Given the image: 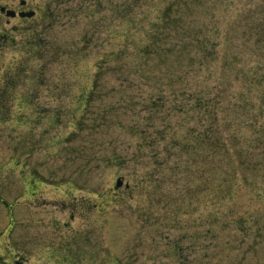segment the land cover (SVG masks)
I'll return each instance as SVG.
<instances>
[{"label":"rangeland","instance_id":"1","mask_svg":"<svg viewBox=\"0 0 264 264\" xmlns=\"http://www.w3.org/2000/svg\"><path fill=\"white\" fill-rule=\"evenodd\" d=\"M31 1L41 15L0 38V95L13 80L0 112V196L12 206L0 201V264H264V174L221 149L219 122L197 123L191 168L184 157L163 176L159 162L172 129L196 125L169 119L160 93L216 88L223 47L253 65L231 24L264 0H145L151 22L135 33L109 23L122 0ZM251 119L237 121L243 146Z\"/></svg>","mask_w":264,"mask_h":264},{"label":"trees","instance_id":"2","mask_svg":"<svg viewBox=\"0 0 264 264\" xmlns=\"http://www.w3.org/2000/svg\"><path fill=\"white\" fill-rule=\"evenodd\" d=\"M144 1L145 0H122L121 2L119 1V4L117 2L115 4L116 7H114L116 9L112 11L113 16L110 15L112 20L109 23L118 22V31L120 30L119 26H121V28L130 27L132 33L137 31L142 32L144 26L151 22L148 23V19L145 20L143 17L139 18L140 14H142L141 7ZM98 2L99 6H102L104 9V0ZM244 4H242L241 7H237L235 18L231 26L233 28H240L241 34L245 39V47L249 52L248 55L255 63L248 69L238 67L242 63L243 57L237 55V53H239L238 47L232 46L234 42L233 39L227 37L225 44L229 45V47L232 46V48L228 51V49L223 47L221 63L218 70V73L221 72L218 76V78H221V83H216V88L214 86L213 88L210 87L206 89L174 87L172 91H162V93H160L161 95H159L163 103L169 101L167 103L169 108H171V113L167 114L169 119L172 117V113L179 112V114L183 115L190 113V117L196 123V125L190 126L180 135L177 129H172V137L170 139L172 145L169 148V154L164 156L163 159H159L162 165L161 170L163 176H173L181 173L184 157L187 159V167L191 168L194 164L190 161V156L193 153L194 147H191V145L197 142L200 143V141L204 140L200 136L193 134V132L195 131L197 123L204 125L208 119H212L213 122H219L224 130L223 134L225 140L223 143L220 139L222 135L219 132L216 134V140L222 145L221 149L228 153L231 151V155L234 157L237 156L238 164H244L248 168L245 171H248L250 174H264V121L261 122V126L258 124L259 119L264 116V7L259 9L252 3ZM259 14L263 16V20L258 17ZM150 15L151 12H149V15L146 14V17H150ZM104 18L107 17L103 16L102 19ZM144 20L148 24H144ZM104 25L108 26V21L105 20ZM217 35H219V32H217ZM219 36H221V33ZM216 44H218V42L215 43V47ZM203 52L205 53L204 50ZM212 52L215 53L216 50ZM215 58L214 56V59ZM226 71L228 73L235 71L234 73L238 74L235 79H231L232 83L229 82L227 76L225 77ZM172 78L173 76H171V79L166 85L172 86L174 83ZM182 80L183 79L179 77L176 81L182 82ZM234 82L239 83V87H234V89L231 88L232 85L234 86ZM171 100L178 101V106ZM236 106H239V108ZM155 109L159 108L153 106L152 110L155 111ZM193 112L195 113L193 114ZM240 116L247 119V121L251 118L257 121L256 123L248 122L247 124L253 135L248 138L245 137V146L240 144L239 136H236L242 129L240 124L237 123ZM165 125H167V123H165ZM210 127H212V131L215 129V126ZM162 137L165 138V135ZM172 140H174V144ZM238 144H240V147H238ZM163 150L167 149L163 147ZM242 155L246 156L244 160L241 159ZM172 157L174 159H172ZM168 164H173L171 168H174L173 171L176 170L174 174H171L170 170H168ZM187 167L185 166L186 169H188ZM225 179L226 175L223 180Z\"/></svg>","mask_w":264,"mask_h":264},{"label":"flooded vegetation","instance_id":"3","mask_svg":"<svg viewBox=\"0 0 264 264\" xmlns=\"http://www.w3.org/2000/svg\"><path fill=\"white\" fill-rule=\"evenodd\" d=\"M39 8L38 5H33L31 0H0V29L4 30L0 31V38L7 41L9 33L23 31L25 23L30 26L33 20L41 15ZM32 11L33 15L29 16L27 13Z\"/></svg>","mask_w":264,"mask_h":264},{"label":"water","instance_id":"4","mask_svg":"<svg viewBox=\"0 0 264 264\" xmlns=\"http://www.w3.org/2000/svg\"><path fill=\"white\" fill-rule=\"evenodd\" d=\"M119 182H120V180H119Z\"/></svg>","mask_w":264,"mask_h":264}]
</instances>
